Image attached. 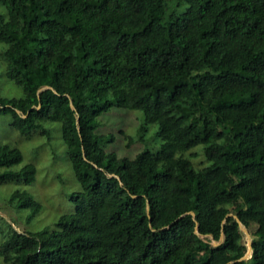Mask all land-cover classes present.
Masks as SVG:
<instances>
[{
  "label": "trees",
  "instance_id": "1",
  "mask_svg": "<svg viewBox=\"0 0 264 264\" xmlns=\"http://www.w3.org/2000/svg\"><path fill=\"white\" fill-rule=\"evenodd\" d=\"M0 6V67L22 90L0 95V115L21 136L58 123L80 188L74 212L38 232L0 217V264H264V0ZM112 108L142 112L137 140L155 124L159 147L105 151L115 136L98 118ZM22 160L0 145V185L33 183V165L14 169ZM8 202L28 221L41 208L19 189Z\"/></svg>",
  "mask_w": 264,
  "mask_h": 264
},
{
  "label": "rangeland",
  "instance_id": "2",
  "mask_svg": "<svg viewBox=\"0 0 264 264\" xmlns=\"http://www.w3.org/2000/svg\"><path fill=\"white\" fill-rule=\"evenodd\" d=\"M3 13L0 6V14ZM3 48L4 46L0 44V52ZM0 95L3 98H20L22 96V90L5 77L4 66L0 67ZM142 120L143 114L140 111L112 108L108 112L102 113L98 118L97 132L115 136L114 142L106 146L105 151L115 152L120 157L129 158H133L144 147L155 151L162 143L154 136L157 125H148L144 146L137 140V131ZM44 128L48 131V137L41 135L39 131H33L29 136H21L10 125V117L0 115V145L18 149L23 158L22 163L14 169L31 164L36 170L34 181L29 186H17L12 183L0 185V217L6 219L20 233L38 232L45 227H51L60 215L73 213L74 205L69 198L80 189L66 157L60 125L46 123ZM120 132L132 138L134 142L128 146V141L123 138ZM187 156L195 166L203 164L204 158L200 149L191 151ZM16 189L26 191L41 206L39 212L30 221L27 220L28 210L16 211L9 202L7 203V199ZM226 208L229 210L230 216H235L233 205H228ZM256 227V224H251L249 228L240 225L242 235L239 244L245 251L243 260H249L251 257L252 233ZM211 244L218 245L214 241H211Z\"/></svg>",
  "mask_w": 264,
  "mask_h": 264
},
{
  "label": "water",
  "instance_id": "3",
  "mask_svg": "<svg viewBox=\"0 0 264 264\" xmlns=\"http://www.w3.org/2000/svg\"><path fill=\"white\" fill-rule=\"evenodd\" d=\"M228 217H230V215H229ZM237 221H238V220H237Z\"/></svg>",
  "mask_w": 264,
  "mask_h": 264
}]
</instances>
